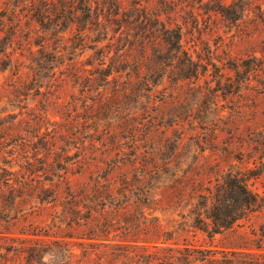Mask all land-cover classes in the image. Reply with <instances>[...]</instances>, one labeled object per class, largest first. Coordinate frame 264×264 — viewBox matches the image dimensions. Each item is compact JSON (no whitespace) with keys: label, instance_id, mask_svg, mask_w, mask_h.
Segmentation results:
<instances>
[{"label":"trees","instance_id":"obj_1","mask_svg":"<svg viewBox=\"0 0 264 264\" xmlns=\"http://www.w3.org/2000/svg\"><path fill=\"white\" fill-rule=\"evenodd\" d=\"M148 1L100 0L94 8L91 0H0V73H10L2 87L9 103L21 106L34 91L54 105L58 82L89 95L82 115L63 106L61 125L47 110L34 125L21 114H0V237L40 210L52 212L57 229L51 243L24 238L20 264H264V222L238 226L264 214V195L239 171L219 166L215 177L196 175L199 152L184 149L183 127L198 129L199 101L210 97L219 119L224 111L219 90L210 93V65L186 48L183 27L151 13ZM26 36L28 55L21 50ZM234 65L239 75L244 64ZM189 98L198 99L194 107ZM87 173L88 181L73 180ZM37 230L21 234L39 237ZM198 235L208 243L193 244ZM218 237L227 243L216 245ZM12 261L0 255V264Z\"/></svg>","mask_w":264,"mask_h":264},{"label":"rangeland","instance_id":"obj_2","mask_svg":"<svg viewBox=\"0 0 264 264\" xmlns=\"http://www.w3.org/2000/svg\"><path fill=\"white\" fill-rule=\"evenodd\" d=\"M198 1L174 0V3L169 6L160 4V0H149L147 3L151 13L162 12L163 21L183 27V40L186 48L191 52H197L205 60L204 62L210 65L206 77L208 81L212 82L210 93L219 90L217 94L220 96V105L224 110L220 114V119L217 118V115L212 114L211 106L208 103L210 97H207L203 102L199 101L200 109L195 114L198 129L191 131V127L187 123L183 127L185 152H199V166L196 175L215 177L219 166L226 173L239 171L249 180V185L254 192L264 195V0H204L201 3ZM97 2L100 0H91L94 8L97 7ZM25 14L27 16L28 12L23 13V15ZM29 20L30 16L28 15L23 24L25 25ZM23 28L25 30L27 26ZM33 28L39 27L34 24ZM28 31L26 30V32ZM30 37L31 44L38 42L37 35L32 34ZM21 40V50L25 48L24 54H27L29 46H26V40L29 41V38L26 36ZM32 50L37 52L39 48L34 45ZM91 55L92 52L86 53L84 60ZM235 63L244 64V68L239 67V75L234 71ZM245 69L247 71L261 69V71L257 75L251 74L248 78ZM221 75L224 77L221 78L220 87L218 82ZM8 76H10L9 72L0 73V114L5 110L21 114L19 119L33 125L35 124L34 116L43 115L46 110L51 122L63 124L61 119L65 112L63 106L76 109L73 116L83 114L81 106L84 97H89V95L82 96L79 93L80 88L74 89L71 82L64 85L60 82L55 83L57 86L51 89L53 95L50 96L54 105H46L42 96L34 97V91L27 101L21 103V106L9 103V97L2 89ZM229 78L234 83L238 80L239 86L231 87ZM202 85L203 92H207L204 90L207 86L203 82ZM162 91V87L155 89L157 105L160 104ZM185 95L188 96L187 93ZM58 97L61 98L59 101ZM197 100L189 98V101L192 102L191 107H194ZM47 127L49 131L56 128L51 125H47ZM57 129H59L58 126ZM42 133H45V129L42 130ZM197 136L201 142H195L193 138ZM137 137L142 139L140 135ZM172 137L175 139L176 136ZM57 144L59 146L63 142L59 140ZM201 150L202 153H200ZM227 152H230L231 155H225ZM89 178L87 173L76 175L73 180L80 182L88 181ZM51 214V211L40 210L27 216L24 220L22 219L18 225L11 227L9 230L11 234L0 237V255L7 254L13 260V264H20L24 263V260L19 250L29 244H22L24 238L28 237L34 242L51 243L52 236L57 232V229L53 228ZM162 220L163 224L167 225L172 217L167 216ZM263 222L264 214H261L255 215L249 221L241 222L238 226L251 230V227H256ZM31 225H33V229H30ZM36 228H38L37 234L41 229L43 230L39 237L21 234L22 230L27 232L26 234H32L30 230L32 232ZM45 232L48 237L44 236ZM191 240L197 246H204L208 243L202 235H198L195 240L191 238ZM220 243L227 242L218 237L215 244Z\"/></svg>","mask_w":264,"mask_h":264}]
</instances>
